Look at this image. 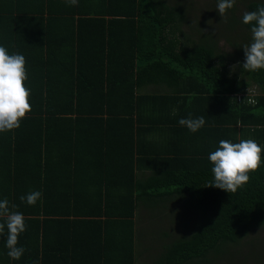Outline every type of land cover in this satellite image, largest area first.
<instances>
[{"label":"trees","instance_id":"1","mask_svg":"<svg viewBox=\"0 0 264 264\" xmlns=\"http://www.w3.org/2000/svg\"><path fill=\"white\" fill-rule=\"evenodd\" d=\"M242 2V11L236 2L227 11L224 26L252 35L243 15L264 0ZM186 3L0 0V46L25 57L32 108L20 128L0 133V201L7 199L26 224L18 238L25 253L13 260L0 218V264H88L90 253L100 264H135L139 204L149 209L155 197L173 194L190 199L200 222L155 264H206L220 245L264 226V165L236 193L208 187L214 180L208 157L221 140L253 139L264 149V69L231 72L212 34L181 41ZM152 111L179 126L182 118L202 116L206 123L195 158L142 157L152 172L139 180L136 127L145 115L157 126ZM163 161L167 166L158 168ZM93 169L97 180L90 179ZM33 191L42 193L35 206L21 201ZM79 223L89 232L76 238Z\"/></svg>","mask_w":264,"mask_h":264},{"label":"clouds","instance_id":"2","mask_svg":"<svg viewBox=\"0 0 264 264\" xmlns=\"http://www.w3.org/2000/svg\"><path fill=\"white\" fill-rule=\"evenodd\" d=\"M236 0H218L217 10L222 19H226L227 11L234 7ZM69 6L78 5V0H66ZM243 23L252 25L251 43L243 45L245 61L242 68L247 72H257L264 69V5L256 11H248L243 15ZM238 65L233 66V70ZM28 80L26 59L22 54H9L0 46V133L12 131L21 127V121L32 111L30 104V89L25 82ZM204 117L196 119L182 118L181 126L195 133L205 125ZM264 149L253 139L240 140L234 143L221 140L219 147L208 159L212 162L214 180L208 187H216L228 193H236L250 181V174L259 171L264 165ZM42 193L33 191L21 196V201L35 206L41 200ZM13 208L16 205H12ZM0 218H4L7 226L6 247L8 256L20 260L25 248L18 246V238L26 231L25 218L22 213L10 211L9 201H0ZM5 223H0V233H3Z\"/></svg>","mask_w":264,"mask_h":264},{"label":"rangeland","instance_id":"3","mask_svg":"<svg viewBox=\"0 0 264 264\" xmlns=\"http://www.w3.org/2000/svg\"><path fill=\"white\" fill-rule=\"evenodd\" d=\"M187 1L183 11L189 13V24L181 25L183 35L179 39L185 41L186 37L198 42L202 40L199 32L207 36L212 34L218 49L228 58L230 71L236 72L242 66L243 45L251 43L252 35L241 30L242 27L229 30L224 26L225 20L219 15L214 0ZM244 3L236 0L239 12ZM229 15L230 12H227L226 19ZM234 65H238L235 70ZM154 199L147 203L149 209L143 202L136 210L137 233L134 241L138 254L137 264H155L164 255L166 247L179 237L190 236L200 222V213L187 196L173 194L172 197H164L161 205L157 206L158 200ZM159 215H164V219L159 220ZM175 216L177 220H174ZM218 249L209 253L206 264H264V226L254 228L237 244L220 245ZM188 262L184 264H198L196 260Z\"/></svg>","mask_w":264,"mask_h":264},{"label":"crops","instance_id":"4","mask_svg":"<svg viewBox=\"0 0 264 264\" xmlns=\"http://www.w3.org/2000/svg\"><path fill=\"white\" fill-rule=\"evenodd\" d=\"M162 112L163 110L160 113ZM149 113L151 120L152 118L155 119L154 116L159 114L153 111ZM149 113H147V115ZM145 116L142 117L144 120H142L140 126L136 127V130L140 128L139 137H138L139 139L138 147L140 148L139 150L140 153L138 154V152H136L139 158L138 169L135 170L136 179L143 180L150 175V172H152L151 170L144 167L146 163L142 159V157H144V159H146V157L176 158L181 155H186V156L188 155L190 156L189 158H195L193 157L194 155L192 153L200 148L199 147L200 142L197 141L198 135L200 134L199 130L193 133L187 127L184 126L181 127L178 124H175V122H169V121L165 122L164 118L155 119L159 122V124H157V126H151L150 121ZM157 117L159 116L157 115ZM180 141H183V144H181ZM170 155H172L173 157H170ZM167 164L168 162L163 161V164L161 163L159 164V166L158 165L157 166L158 168H161L163 166H167ZM90 174H91V178H90L91 180L92 179L97 180L99 178V175L97 174V170L95 169H93L90 172ZM100 183L101 182L97 183L94 186H100L101 184H104V183L101 184ZM163 198L158 200L157 205L158 204L161 205V201L163 200ZM135 219L136 218H134V222ZM158 219L159 220L164 219V215H159ZM174 220H177L176 217ZM86 226L89 227L86 223L75 224L72 231L73 235H75L76 238H80L82 237V235H86L89 232ZM173 227L174 226H172V229ZM136 233H137V224L134 223V234ZM135 253H137L136 247H135ZM86 259L89 261L88 264H96V263L100 264L97 262V259L93 253H90V255L86 257ZM95 259H96V263H95ZM137 261H138V257L136 258L135 264H137Z\"/></svg>","mask_w":264,"mask_h":264}]
</instances>
